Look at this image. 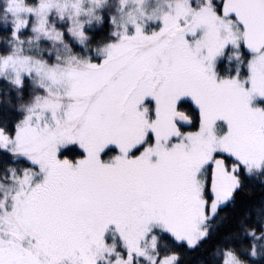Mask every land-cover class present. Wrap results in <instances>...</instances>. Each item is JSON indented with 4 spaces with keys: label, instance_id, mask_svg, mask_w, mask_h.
Listing matches in <instances>:
<instances>
[{
    "label": "snow or ice",
    "instance_id": "1",
    "mask_svg": "<svg viewBox=\"0 0 264 264\" xmlns=\"http://www.w3.org/2000/svg\"><path fill=\"white\" fill-rule=\"evenodd\" d=\"M264 264V0H0V264Z\"/></svg>",
    "mask_w": 264,
    "mask_h": 264
},
{
    "label": "trees",
    "instance_id": "2",
    "mask_svg": "<svg viewBox=\"0 0 264 264\" xmlns=\"http://www.w3.org/2000/svg\"><path fill=\"white\" fill-rule=\"evenodd\" d=\"M198 259H199L198 254H192L191 264H196V262H197Z\"/></svg>",
    "mask_w": 264,
    "mask_h": 264
}]
</instances>
